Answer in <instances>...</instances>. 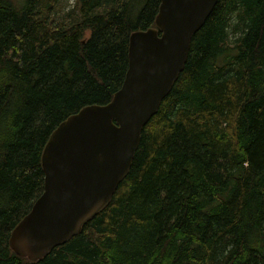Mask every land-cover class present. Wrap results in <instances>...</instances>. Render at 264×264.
I'll return each instance as SVG.
<instances>
[{"label": "trees", "instance_id": "16d2710c", "mask_svg": "<svg viewBox=\"0 0 264 264\" xmlns=\"http://www.w3.org/2000/svg\"><path fill=\"white\" fill-rule=\"evenodd\" d=\"M56 1L0 0V264H264V0H219L104 211L41 261L10 249L51 134L111 102L161 3Z\"/></svg>", "mask_w": 264, "mask_h": 264}, {"label": "water", "instance_id": "95a60500", "mask_svg": "<svg viewBox=\"0 0 264 264\" xmlns=\"http://www.w3.org/2000/svg\"><path fill=\"white\" fill-rule=\"evenodd\" d=\"M218 2L161 0L156 27L130 36L126 77L111 102L86 106L53 131L42 154L44 191L9 235L18 257L43 260L110 205Z\"/></svg>", "mask_w": 264, "mask_h": 264}, {"label": "rangeland", "instance_id": "374dc122", "mask_svg": "<svg viewBox=\"0 0 264 264\" xmlns=\"http://www.w3.org/2000/svg\"><path fill=\"white\" fill-rule=\"evenodd\" d=\"M77 0H57L54 3V8L51 10L52 13L50 15L51 19L55 21H68L70 19L69 14L75 9V4ZM45 10L46 6H50V2L45 3ZM77 12V11H76ZM50 13V12H49ZM90 31L87 32V37L90 36ZM231 42V40H230Z\"/></svg>", "mask_w": 264, "mask_h": 264}]
</instances>
